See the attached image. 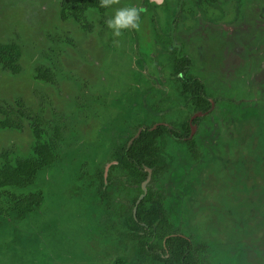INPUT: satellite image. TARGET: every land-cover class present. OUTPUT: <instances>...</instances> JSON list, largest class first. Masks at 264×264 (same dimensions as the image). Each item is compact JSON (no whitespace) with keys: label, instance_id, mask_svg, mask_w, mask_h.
<instances>
[{"label":"rangeland","instance_id":"rangeland-1","mask_svg":"<svg viewBox=\"0 0 264 264\" xmlns=\"http://www.w3.org/2000/svg\"><path fill=\"white\" fill-rule=\"evenodd\" d=\"M61 1L0 0V41L22 48L19 74L0 66V102L13 105L22 99L29 113L47 120L48 137L55 125L63 133L55 164L34 185L12 189L40 192L43 203L22 220L5 215L0 264H116V257L126 254L127 248L101 235L92 176L112 159L118 128L133 112L139 91L155 87L164 73L155 67V28L166 23L178 0H167L165 8L143 6V0H114L106 14L90 13V31L60 19ZM235 4L221 0L219 9L211 8L214 23L187 13L175 34L188 53L209 47L212 53L213 46L221 45V56L248 39L254 55L250 52L251 66L229 61L228 68L221 57L215 63L209 56V66L215 65L205 73L211 93L233 101L221 102L199 127L201 162L169 141L176 162L159 186L166 190L174 224L195 242L207 244V262L264 264V0H244L238 15ZM127 6L144 9L140 27L115 36L105 21ZM227 22L232 24L222 25ZM196 64L204 74L201 63ZM38 66L51 69L55 81L37 80ZM23 124L22 129L0 128V153L32 155L29 119ZM135 194L130 188L121 198Z\"/></svg>","mask_w":264,"mask_h":264},{"label":"flooded vegetation","instance_id":"flooded-vegetation-1","mask_svg":"<svg viewBox=\"0 0 264 264\" xmlns=\"http://www.w3.org/2000/svg\"><path fill=\"white\" fill-rule=\"evenodd\" d=\"M64 0L60 2V10H59V17L61 20H73L75 21L83 30L85 31H90L93 29L92 23L90 21V13L95 11L99 15H104L107 12L108 8H105L103 12H100L99 9L95 7H91L86 11V20L85 23L78 21L74 16H67L64 17L62 14V3ZM73 2H77L79 0H71ZM192 5L188 6L186 0H178L177 5L175 8L170 12L169 18L166 20V23H161V27H157L156 29V34L154 37V46L157 49V58L158 61H155V67L158 71L164 70V73H159L157 77V82L155 84V87L152 85L148 89L144 91H139L137 94L138 97H136L135 102L132 104V109L133 112L126 115L122 119L121 126L118 128V134H117V139L118 142L115 145V149L112 154V159L106 164L104 168H98L96 171L93 173L92 176V181L91 182L93 185H96L95 189V196L97 197L98 201L97 204L99 206V223L100 225L103 226L104 230L101 232V235L105 238H113L115 239L118 243V245L121 247V249L127 248L126 249V254H123L121 256H117L115 259L116 264H139V263H144V264H168L166 261L167 258H169V252L166 250L163 252L159 248H156L159 256V258H154V260L150 259H142L138 257L136 254L133 253V250L136 245V241L128 238V235L131 233L129 229H120L116 230L114 227V223L112 221H115V217L113 218L112 221H109L111 213L115 212L116 210L113 208H117L118 205H127V206H133L132 205V200L134 197H137L135 204L133 206V215L136 217L137 215V209L140 204V202L146 197L149 191V185L152 180L153 176V168L147 166L146 164H143V169L147 172L146 178L141 182L140 188L138 189V185L132 183V179H130L128 176H126L125 179V184L120 185L118 183V176H121L118 172L117 166L119 164V160L117 159V150L118 147H122L126 143V151L129 150V148L133 145L134 141L139 138L141 133L144 130H154L160 125H165L168 130H169V136H167L166 139V155L168 158V161L170 162V168L168 171H166L161 178L158 179L156 182V187L157 188H162L163 187L159 186L160 181L162 178L173 168L176 160H175V153L173 150L170 149V143L174 142L180 145H183L186 150L188 156L193 160L195 163H199L202 161L204 155L201 150V147L197 141V134H198V129L200 126L203 125V123H206L207 118L212 114L213 110L221 103V102H232L233 99L229 97L225 98H218L215 95H213L210 91V80L208 79V76L205 75V73H211V70L215 65H212V68L209 66V56L210 58L216 63L220 57L225 60L224 65L225 67L228 68L229 65L228 62L232 61L233 63L236 64H242L245 66H251L248 61H251L249 59L250 57V52H253L254 50L251 49L252 44L248 39H243L241 41L240 45H236L235 51L233 50H225L223 54L220 56H217L218 51L222 50L223 51V46L221 45H215L213 46V51L211 53V49H206L201 51L198 50L193 53L187 52L185 49V46L182 42H178L176 40L175 34L180 26V23L184 19L185 15L187 13H194L200 15L203 19L208 20V22L214 23L212 17H210V14H208L209 10L212 9H219L221 6V0H215L212 4H205L202 6L200 3H198L197 0H190ZM244 0H235V10L237 15L242 11V5H243ZM145 3H153L155 6H161V7H166L167 6V0H143V6H145ZM144 8V7H142ZM227 24H232L230 22H227L226 24L222 25H227ZM2 43H12L16 44L19 46L20 51H21V56L19 59V64H20V70L17 73H13L10 70H7L3 68L4 70L10 72L13 75L19 74L22 69L21 65V57H22V48L20 44L17 42H3ZM243 45H246V48H244ZM245 49V50H244ZM230 51V52H228ZM246 51L245 53H243ZM241 52V53H240ZM211 54H214L215 59L212 58ZM208 57H207V56ZM254 55V52H253ZM188 57L192 61V66L189 68L188 65L183 64L184 58ZM218 58V59H217ZM196 61L201 63V67L203 69L204 74H200V69L198 68V65L196 64ZM211 62V61H210ZM253 64V60L251 61ZM212 63V62H211ZM223 63V62H222ZM146 64L144 63V66ZM221 65V64H220ZM241 65V66H242ZM44 68L46 69L49 73V76L51 77V80H47L39 76V69ZM198 68V69H197ZM232 71L235 69L233 67H230ZM234 69V70H233ZM248 71V69H246ZM35 78L37 80L41 81H46V82H54L55 81V75L46 66H38L35 69ZM196 81H199L200 83L203 84L204 91L201 89H197ZM0 106L4 109L5 112L9 114L14 119H17V122L20 123V127H0L1 129H22L23 128V119L28 118L30 122V129L31 128V123L32 119L34 117L40 118V120H43V127L45 129V134H44V139L45 141H52L54 138V129L55 127H59L58 125L53 126L52 128V135L51 137H48V131H47V120L43 118L42 116L38 115H33L28 112L26 105L22 99H17L13 105L10 104H4L0 102ZM135 106L139 107V110L136 111ZM1 117L2 119L5 118V113L0 110ZM178 113H182L180 118H175V115L177 116ZM173 117V118H172ZM149 125H152L151 127ZM60 128V127H59ZM61 131V139L56 141L54 144L55 148V153L57 155V150L60 142L63 140V133ZM32 135L34 137L33 131ZM188 140H194L197 144V149L200 153V158L199 160L194 159L188 150V147L186 145V141ZM34 144H35V137H34ZM33 149V146H32ZM6 151L3 150L0 153V164H1V154ZM9 152V155L12 159L16 157H22V156H16L14 155L11 151L7 150ZM58 159V155L54 161V163L50 166L52 167L56 160ZM50 167H45L43 168L38 176L35 182L32 184L34 185L36 181L38 180L41 172L44 169L50 168ZM147 168L151 169V178L147 184V193L145 194L144 198L140 200L139 203H137L139 197L141 194L144 193L142 184L143 182L148 178L149 171ZM99 171H102V179L98 178V173ZM29 185V186H32ZM15 188V189H26L28 188ZM100 187L102 190H100ZM135 189L136 194L134 196H128L127 198H121V195L125 192V190L128 189ZM11 191L14 188H9ZM101 191H108L112 193V198L111 201L108 203L105 199L101 198ZM165 191V202L164 206L168 212V209L166 207V190ZM14 192V191H12ZM16 193V192H15ZM32 193H37L40 194L42 198L41 205L37 208V210L42 206L43 203V195L40 192H32ZM16 194H22V193H16ZM29 194V193H27ZM136 209V210H135ZM36 210V211H37ZM35 212V211H34ZM33 213V212H32ZM31 214V213H30ZM29 214V215H30ZM169 214V212H168ZM28 215V216H29ZM27 216V217H28ZM170 219L173 223V225L179 230V235L186 236L181 232V229L177 227L173 220L171 215L169 214ZM11 217V216H10ZM25 217V218H27ZM13 218V217H12ZM23 218V219H25ZM17 220H22V219H17ZM121 227V225L119 224ZM176 235V234H171ZM192 240L193 243L195 244H205V249L204 251L200 254V257L202 259V264H208L204 257L203 254H206L207 252V244L205 242H195L191 237L186 236ZM164 245H166L164 243ZM166 248V247H165ZM212 264V263H209ZM216 264V263H213Z\"/></svg>","mask_w":264,"mask_h":264},{"label":"trees","instance_id":"trees-1","mask_svg":"<svg viewBox=\"0 0 264 264\" xmlns=\"http://www.w3.org/2000/svg\"><path fill=\"white\" fill-rule=\"evenodd\" d=\"M202 6L212 4L215 0H197ZM95 7L103 12L105 8L100 6V0H79L73 2L64 0L62 3V14L64 17L74 16L78 21L86 20V11ZM21 51L18 45L12 43L0 42V65L3 68L17 73L20 70L19 59ZM183 64L192 66V61L186 57ZM49 72L39 69V76L51 80ZM197 89L204 91L203 84L196 81ZM0 110L5 113V118H0V127H20L17 119L9 116L0 106ZM150 127L152 125H149ZM31 128L35 137L32 155L29 157H16L12 159L6 150L1 154L0 164V225L3 218L8 216L16 219H23L30 213L37 210L41 205L42 198L40 194H16L9 188H24L32 185L39 172L50 167L57 155L54 144L61 139L59 127L54 129V138L52 141H45V129L43 120L38 117L32 119ZM169 136V130L165 125H160L154 130H144L133 145L126 151V143L118 147L116 165L118 172V183L125 184L126 176L132 179V183L140 188L141 182L146 178L147 172L143 169V164L153 168V176L149 185V191L146 197L140 202L137 215H133V206L137 197L132 200L133 206L118 205L113 208L116 211L111 213L109 221L115 217L114 227L116 230L129 229L131 233L128 238L136 241L133 253L142 259L154 260L160 258L156 248L163 252L168 250V264H202L200 254L205 249V244H195L186 236L179 235V230L173 225L170 216L165 208V191L156 187V182L170 168V162L166 153V139ZM190 155L194 159L200 158L197 144L194 140L185 142ZM98 178L102 179V171H99ZM100 190L102 188L100 187ZM101 198L108 203L111 201L112 193L101 191ZM121 225V227L119 226ZM171 234H176L172 235ZM164 243L166 245H164ZM166 247V248H165Z\"/></svg>","mask_w":264,"mask_h":264},{"label":"clouds","instance_id":"clouds-1","mask_svg":"<svg viewBox=\"0 0 264 264\" xmlns=\"http://www.w3.org/2000/svg\"><path fill=\"white\" fill-rule=\"evenodd\" d=\"M113 2L114 0H100V6L108 8ZM143 11L144 9H137L134 6L117 8L105 23L113 35L121 36L124 30L139 29L140 13Z\"/></svg>","mask_w":264,"mask_h":264},{"label":"water","instance_id":"water-1","mask_svg":"<svg viewBox=\"0 0 264 264\" xmlns=\"http://www.w3.org/2000/svg\"><path fill=\"white\" fill-rule=\"evenodd\" d=\"M147 170L149 171L148 178H147V179L143 182V184H142V187H143L144 193L140 195V197H139L137 203H139L140 200H142V199L144 198L145 194L147 193V184H148V182H149V180H150V178H151V169H150V168H147ZM135 210H136V209H135Z\"/></svg>","mask_w":264,"mask_h":264}]
</instances>
